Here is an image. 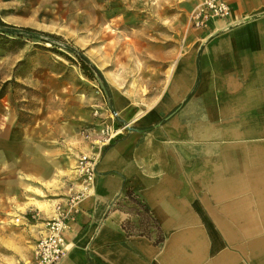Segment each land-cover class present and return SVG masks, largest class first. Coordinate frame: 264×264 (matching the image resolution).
<instances>
[{
	"label": "crops",
	"instance_id": "obj_1",
	"mask_svg": "<svg viewBox=\"0 0 264 264\" xmlns=\"http://www.w3.org/2000/svg\"><path fill=\"white\" fill-rule=\"evenodd\" d=\"M230 7L228 18L187 30L144 91L117 90L111 111L128 129L95 163L58 264H264V0ZM126 191L148 207L160 245ZM43 210L22 228L0 215V238L25 242L8 264L31 263L54 213Z\"/></svg>",
	"mask_w": 264,
	"mask_h": 264
},
{
	"label": "rangeland",
	"instance_id": "obj_2",
	"mask_svg": "<svg viewBox=\"0 0 264 264\" xmlns=\"http://www.w3.org/2000/svg\"><path fill=\"white\" fill-rule=\"evenodd\" d=\"M196 3L0 0L3 21L60 36L99 69L109 89L32 42L22 49L0 48V89L5 86L0 109L8 139L5 159L0 157V215L8 225L22 228L40 221L43 206L55 212L89 188L79 161L97 162L114 140L105 141L107 131L120 126L110 109L114 95L126 89L141 93L151 84L149 77L169 66L163 61L167 52L187 30L199 28ZM20 61L25 63L18 66ZM23 240L19 233L0 238V264L19 253Z\"/></svg>",
	"mask_w": 264,
	"mask_h": 264
},
{
	"label": "built area",
	"instance_id": "obj_3",
	"mask_svg": "<svg viewBox=\"0 0 264 264\" xmlns=\"http://www.w3.org/2000/svg\"><path fill=\"white\" fill-rule=\"evenodd\" d=\"M232 0H204L196 8L195 23L201 27L209 18L226 19L230 15ZM128 129V125H120L107 131L105 141L110 142ZM96 161L87 160L83 157L79 161L80 174L84 176V182L89 188L95 177ZM87 189V188H86ZM85 191H82L67 199L63 206L55 209L54 215L46 219L43 224L45 233L36 241L33 248L30 264H58L65 256L66 245L64 233L68 229V222L71 221L78 211V200Z\"/></svg>",
	"mask_w": 264,
	"mask_h": 264
},
{
	"label": "trees",
	"instance_id": "obj_4",
	"mask_svg": "<svg viewBox=\"0 0 264 264\" xmlns=\"http://www.w3.org/2000/svg\"><path fill=\"white\" fill-rule=\"evenodd\" d=\"M27 42L33 43V48L46 50L52 54L63 57L64 59L76 64L84 76L91 80H98L103 85L104 89L109 92L107 84L101 74V72L96 68L94 64L90 62V60L84 55V53L78 48L72 46L71 44H67L60 36L39 31L30 27H22L15 26L3 21L0 16V48L2 49H22ZM49 45V47H46ZM25 63V61H20L18 66H21ZM17 67L15 68L13 76L16 77ZM1 87L0 89V98L1 92L4 89ZM113 105L111 104L110 109L112 110ZM179 108V107H177ZM177 108L175 110H177ZM175 110L173 112H175ZM120 123H123L118 118H116ZM124 196L129 200L133 201L142 211L144 224L147 226L149 223L151 228H154V232H156V239L154 240V244L160 245L163 242V238L160 234L159 227L157 222L152 217L149 212L146 204L140 199V197L130 191H126ZM127 224H124V229L127 230ZM148 226V227H149ZM148 227H144L140 230L139 235H145L150 237Z\"/></svg>",
	"mask_w": 264,
	"mask_h": 264
},
{
	"label": "bare ground",
	"instance_id": "obj_5",
	"mask_svg": "<svg viewBox=\"0 0 264 264\" xmlns=\"http://www.w3.org/2000/svg\"><path fill=\"white\" fill-rule=\"evenodd\" d=\"M125 116V115H124Z\"/></svg>",
	"mask_w": 264,
	"mask_h": 264
}]
</instances>
